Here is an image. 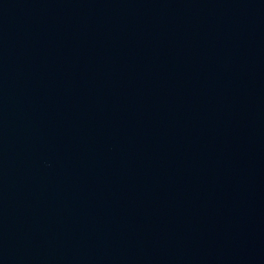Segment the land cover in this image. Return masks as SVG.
Wrapping results in <instances>:
<instances>
[{
	"label": "water",
	"instance_id": "1",
	"mask_svg": "<svg viewBox=\"0 0 264 264\" xmlns=\"http://www.w3.org/2000/svg\"><path fill=\"white\" fill-rule=\"evenodd\" d=\"M0 264H264V0H0Z\"/></svg>",
	"mask_w": 264,
	"mask_h": 264
}]
</instances>
